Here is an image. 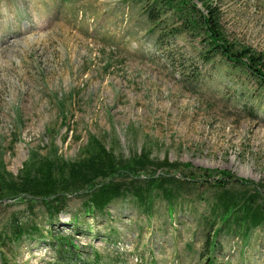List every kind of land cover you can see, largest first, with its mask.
<instances>
[{"label": "rangeland", "instance_id": "374dc122", "mask_svg": "<svg viewBox=\"0 0 264 264\" xmlns=\"http://www.w3.org/2000/svg\"><path fill=\"white\" fill-rule=\"evenodd\" d=\"M215 4L229 40L264 54V0ZM152 29L142 0H0L2 167L16 178L31 153L53 150L75 161L94 136L118 158L143 150L152 160L264 185V91L219 58L206 63L199 39L160 43ZM203 201L180 204L169 220L162 203L147 219L119 200L75 228L69 218L81 214L80 198L56 220L40 204L2 201L0 236L10 223H34L42 239L0 242V264H66L70 254L80 263L97 254L101 264H205ZM59 237L70 253L55 244ZM213 259L264 264V230L247 244L222 236Z\"/></svg>", "mask_w": 264, "mask_h": 264}, {"label": "trees", "instance_id": "16d2710c", "mask_svg": "<svg viewBox=\"0 0 264 264\" xmlns=\"http://www.w3.org/2000/svg\"><path fill=\"white\" fill-rule=\"evenodd\" d=\"M142 1L143 12L153 25L151 31L156 32L160 43L181 35L199 39L206 63L219 58L231 73L251 78L264 91V54L229 40L221 24L220 7L214 5L217 0ZM80 155L69 162L56 150L45 157L33 152L16 178L0 163V202L21 199L31 206L40 204L44 215L56 220L70 199L80 198L81 214L69 218L75 228L81 217L109 214L112 203L119 200H130L147 219L152 217L155 203H162L169 220L180 204L204 200L208 212L198 216V225L206 234L205 264H214L216 242L222 236L247 244L253 232L264 230L262 184L255 185L226 171L152 160L143 150L128 159L118 158L94 136L88 137ZM202 188L208 192L203 193L206 200L201 198ZM34 235L41 238L36 224L14 222L2 233L0 242L17 244ZM55 244L70 253L72 244L67 239L59 237ZM81 261L80 256L70 254L66 264H101L97 254L91 263Z\"/></svg>", "mask_w": 264, "mask_h": 264}]
</instances>
